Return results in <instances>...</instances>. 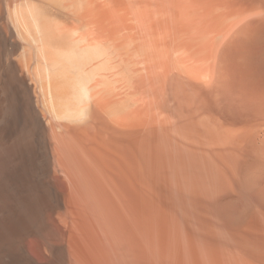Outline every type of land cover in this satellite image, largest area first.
<instances>
[{
	"label": "bare ground",
	"instance_id": "6f19581e",
	"mask_svg": "<svg viewBox=\"0 0 264 264\" xmlns=\"http://www.w3.org/2000/svg\"><path fill=\"white\" fill-rule=\"evenodd\" d=\"M0 264H264V0H0Z\"/></svg>",
	"mask_w": 264,
	"mask_h": 264
}]
</instances>
